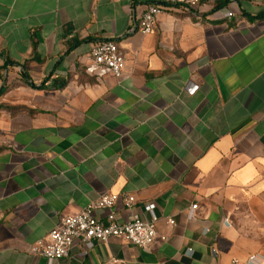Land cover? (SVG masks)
Returning <instances> with one entry per match:
<instances>
[{
    "label": "crops",
    "instance_id": "1",
    "mask_svg": "<svg viewBox=\"0 0 264 264\" xmlns=\"http://www.w3.org/2000/svg\"><path fill=\"white\" fill-rule=\"evenodd\" d=\"M149 5L171 6L0 0V264H47L31 247L105 193L145 219L155 203L167 240L77 244L54 264H264V0H197L131 32ZM105 41L120 79L95 75Z\"/></svg>",
    "mask_w": 264,
    "mask_h": 264
},
{
    "label": "built area",
    "instance_id": "2",
    "mask_svg": "<svg viewBox=\"0 0 264 264\" xmlns=\"http://www.w3.org/2000/svg\"><path fill=\"white\" fill-rule=\"evenodd\" d=\"M170 4L171 6L168 7L147 6L141 15L134 18L131 32H139L142 35L151 34L154 32L161 14L180 10L192 12L197 7V0H170ZM233 16V12L225 14V17L228 18ZM91 58L95 75L98 78L111 75L120 79L124 76L126 58L115 41L96 44L91 51ZM119 201L130 213V219L127 222H120L114 212ZM135 207L136 199L132 195L105 193L77 214L62 215L58 225L45 238L33 245L29 252L42 256L47 264H54L68 258L71 250L77 244L89 251L96 243L105 244L112 239H119L140 249H149L157 240L166 241V236L160 235L158 232L156 204L143 205L142 211L148 214V219L143 218ZM197 209V205L191 206L187 216L188 220H194ZM98 214L103 215L100 217ZM174 223V220L168 221L169 225H174ZM260 260L258 256H251L246 264H260ZM108 263L135 264L116 258H111Z\"/></svg>",
    "mask_w": 264,
    "mask_h": 264
}]
</instances>
